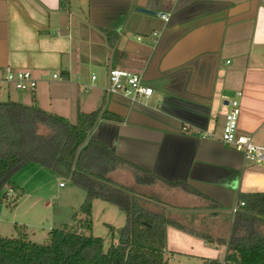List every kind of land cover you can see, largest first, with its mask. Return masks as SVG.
<instances>
[{
    "label": "crops",
    "instance_id": "crops-1",
    "mask_svg": "<svg viewBox=\"0 0 264 264\" xmlns=\"http://www.w3.org/2000/svg\"><path fill=\"white\" fill-rule=\"evenodd\" d=\"M111 67L140 75L152 97L108 94ZM16 72L32 74L35 93L6 82ZM239 92V133L264 146L261 0H0V104L37 107L72 125L100 111L123 119L100 120L89 138L120 160L111 181L152 198L140 197L141 206L170 220L169 264L224 263L234 204L264 193V164L221 141ZM27 182L13 183L22 193Z\"/></svg>",
    "mask_w": 264,
    "mask_h": 264
},
{
    "label": "trees",
    "instance_id": "trees-1",
    "mask_svg": "<svg viewBox=\"0 0 264 264\" xmlns=\"http://www.w3.org/2000/svg\"><path fill=\"white\" fill-rule=\"evenodd\" d=\"M122 123L108 112L79 116L77 125L50 115L37 107L14 102L0 104V193L7 186L18 190L12 178L23 167L35 163L71 180L87 193L81 209L82 224L92 229L95 200L116 205L127 215V226L119 243L107 252L101 238L78 233L68 225L48 233L45 244L22 238L0 236V264H168L163 250L170 220L141 206L133 191L116 186L109 173L120 160L109 148L96 143L89 134L96 124ZM45 130V133L42 131ZM7 198L3 194L2 201ZM245 206L235 214L232 235L224 263L264 264V234L257 224H264V193L244 194ZM78 214L73 217L77 221Z\"/></svg>",
    "mask_w": 264,
    "mask_h": 264
},
{
    "label": "rangeland",
    "instance_id": "rangeland-1",
    "mask_svg": "<svg viewBox=\"0 0 264 264\" xmlns=\"http://www.w3.org/2000/svg\"><path fill=\"white\" fill-rule=\"evenodd\" d=\"M3 95L7 99V95ZM17 95L20 94L17 93ZM20 96L24 97L23 94ZM5 98H3L4 101ZM137 100L147 101L146 99ZM45 132V130L42 131V133ZM36 169H39V166L28 164L12 178V182L20 185V183L25 184L27 178L31 177L22 193L13 189L14 194L11 197L7 196L3 201V194L7 195L10 187L7 186L0 193V236L17 239L28 234L30 241L45 244L48 241V232L68 225L74 231L88 237L101 238L104 242L105 252L113 244L119 243L127 226V215L123 211L114 204L95 200L92 206V229L90 231L86 229V225L82 224V221H85V216L80 214L87 199L86 191L71 180L60 177L52 170L43 168L44 170H40L41 173H34ZM113 183L120 188L125 186L119 181L113 180ZM40 186H42L41 190ZM38 197L41 199H37ZM76 214H78V218L74 222L73 217ZM232 224L229 228L227 241L232 233ZM258 230L264 234V227H260ZM218 249L222 256L224 247ZM181 262L188 264L185 258H181Z\"/></svg>",
    "mask_w": 264,
    "mask_h": 264
},
{
    "label": "built area",
    "instance_id": "built-area-1",
    "mask_svg": "<svg viewBox=\"0 0 264 264\" xmlns=\"http://www.w3.org/2000/svg\"><path fill=\"white\" fill-rule=\"evenodd\" d=\"M264 3V0H261ZM160 18L168 23L169 15L161 14ZM160 34L155 32L151 35V41L154 44L158 43ZM58 78V76H54ZM96 78L93 77V81ZM6 82L13 86L16 91L23 93H35L38 87V82L34 79L30 72H16L10 73L6 77ZM108 94H122L131 101H140L137 99H149L153 95V89L144 84L140 75L128 71H122L115 68H110L108 74ZM242 93H236L233 99L228 103V111L226 113L225 125L221 136V141L233 147L235 150L241 152L245 159L251 160L257 164H264V146L256 145L253 138L239 133V120L241 115L240 102ZM132 97V98H130ZM185 133H189L188 129H184ZM192 132V130H191ZM63 187V184H61ZM14 194V190L9 188L8 197ZM245 206L244 202L236 201L232 209L233 214H237L241 208ZM164 256L167 255L166 249L163 250ZM170 260V258H169ZM169 260L165 261L169 264ZM205 264H211L206 262Z\"/></svg>",
    "mask_w": 264,
    "mask_h": 264
},
{
    "label": "water",
    "instance_id": "water-1",
    "mask_svg": "<svg viewBox=\"0 0 264 264\" xmlns=\"http://www.w3.org/2000/svg\"><path fill=\"white\" fill-rule=\"evenodd\" d=\"M140 11L142 13H145V14H148V15H154L155 13L151 12V11H148V10H145V9H140Z\"/></svg>",
    "mask_w": 264,
    "mask_h": 264
}]
</instances>
